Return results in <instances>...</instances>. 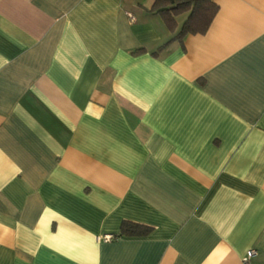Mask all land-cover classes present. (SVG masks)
Instances as JSON below:
<instances>
[{"label":"crops","instance_id":"obj_1","mask_svg":"<svg viewBox=\"0 0 264 264\" xmlns=\"http://www.w3.org/2000/svg\"><path fill=\"white\" fill-rule=\"evenodd\" d=\"M153 1L0 0V264H264V0Z\"/></svg>","mask_w":264,"mask_h":264},{"label":"trees","instance_id":"obj_2","mask_svg":"<svg viewBox=\"0 0 264 264\" xmlns=\"http://www.w3.org/2000/svg\"><path fill=\"white\" fill-rule=\"evenodd\" d=\"M218 6L213 0H154L150 11L158 14L168 30L175 32L173 39H182L186 34H202L208 29ZM184 20L178 28V18ZM141 49H137L138 52ZM151 231L147 225L123 221L115 236H145Z\"/></svg>","mask_w":264,"mask_h":264},{"label":"built area","instance_id":"obj_3","mask_svg":"<svg viewBox=\"0 0 264 264\" xmlns=\"http://www.w3.org/2000/svg\"><path fill=\"white\" fill-rule=\"evenodd\" d=\"M131 17V15H129ZM107 238V237H105ZM256 254V251L254 249H248L246 250V252L244 253L241 262L242 264H258V263H254L252 261V257Z\"/></svg>","mask_w":264,"mask_h":264}]
</instances>
